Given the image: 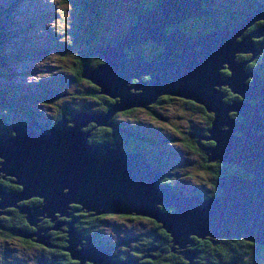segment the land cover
<instances>
[{"label":"water","instance_id":"water-1","mask_svg":"<svg viewBox=\"0 0 264 264\" xmlns=\"http://www.w3.org/2000/svg\"><path fill=\"white\" fill-rule=\"evenodd\" d=\"M257 5V11L246 15L233 30L219 29L195 37L185 33L181 23L208 14L202 10V0H160L158 8L138 16L137 24L116 48H94L92 56L98 55L105 64L95 70L86 67L84 78L100 88L99 94L119 98L120 104L106 115L73 113L52 127L31 119L29 126L12 128L15 136L3 134L0 173L4 179L15 178L22 191L8 194L0 188V210L15 208L31 198L42 200L38 208L21 210L33 226L43 219L55 221L56 214L73 219L68 213L70 204L93 216H143L163 225L189 264L195 256L188 250L192 237L216 242L237 238L264 245V81L255 72L246 71L248 63L259 55L252 38L263 37L264 27L239 41L248 27L264 21V3ZM169 28L173 29L170 33ZM147 42L163 49L150 62L139 52L135 54ZM127 50L135 56L129 58ZM239 54L252 58L239 64L235 62ZM224 66L231 72L227 81L221 75ZM145 77L149 79L143 80ZM248 78H253V83L247 84ZM132 80L137 84L133 86ZM225 86L242 101L227 105L221 91ZM163 96L182 98L214 114L209 136L201 138L215 143L206 149L207 163L239 166L253 179L225 176L218 181L222 194L217 199L187 197L161 185L163 169H156L146 152H128L122 144L89 143L91 134L83 128L90 124L114 127V114L132 108L147 110ZM230 112L239 113L245 121L237 123ZM225 126L228 129L223 130ZM39 217L43 219H36ZM76 222H58L52 229L37 230L36 243L49 246L45 241L49 238L39 237L40 233L60 231L68 225L66 251L80 264H138L136 260L116 261L113 245H95L91 237L82 238L73 229ZM77 246L80 251H74Z\"/></svg>","mask_w":264,"mask_h":264},{"label":"trees","instance_id":"trees-1","mask_svg":"<svg viewBox=\"0 0 264 264\" xmlns=\"http://www.w3.org/2000/svg\"><path fill=\"white\" fill-rule=\"evenodd\" d=\"M57 1V0H56ZM110 1H115L114 3H111ZM120 1V3L128 4L130 2L135 3V0H86L84 2H80L78 4L69 2L73 4L75 7H78L77 10V17L79 16V11H83L85 14V11L88 10L90 12V15L92 16V26L87 25L86 19L83 16H80L78 19L77 24L73 25V32L71 33V40L72 43L68 45V47L76 48V51L74 53V57H69L70 55L67 54L65 58H62V65H56L59 66L58 68L62 70V73L60 74V78H58L57 81H60V79H65V75L68 78L71 86L74 88L73 90H69L67 88V92H61L57 91L60 94H57L55 91L48 92L45 88L43 89L46 94H52L54 97L53 105H57L59 101L67 99L68 96H72L74 98H78L82 103L78 105L76 108V112L79 111H90L91 107H88L87 102H91V106L96 108L98 113L101 115H106L109 113L110 110L114 108V100L105 96L99 94L100 88L95 86L91 81L84 78L85 69L88 67L89 69L95 70L105 64V60H102L99 58L98 55L92 56L93 48L97 46H103V47H114L117 46V44L123 40L127 34L129 33L131 27L135 26L138 22V16L146 11L154 10L158 8L160 0H154V2L148 4H139V6H136V3L134 5H131L129 7V14L128 17L130 18V21L128 23V26L126 30L125 28H121L122 31L118 35V37L109 39L104 35V30L106 29L105 26L102 25V20H109L110 17L118 18L116 17V14L114 12H111L113 7H117V2ZM211 0H202V10L206 11L208 14L201 16L199 18H195L194 21H189V23H184L181 25V29L184 32H187V34H190L192 36H199V35H208L211 34L224 26H237L242 20H244L245 16L247 14L253 13L257 10V0H246L243 2V10H241V13L238 15H230L227 14L225 17L218 16L215 11L208 8V5ZM139 2V1H138ZM243 11V12H242ZM7 11H4L0 7V21L3 22L6 19ZM4 15V16H3ZM230 15V16H228ZM227 16V17H226ZM108 18V19H107ZM104 20V21H105ZM101 22V25L99 23ZM262 23V22H261ZM260 23V24H261ZM190 24V25H189ZM261 25H264L262 23ZM260 25V26H261ZM189 28V30L187 28ZM168 33L172 32L173 30H167ZM69 34V33H68ZM11 38V37H10ZM8 38V39H10ZM5 38L2 37L0 34V46L3 44V40ZM85 41V43H81ZM262 41H264V38L259 40V42H255V46L262 45ZM264 45V43H263ZM149 51L147 52L145 45L143 48L140 49L142 52H146L147 55H143L144 59L148 62L151 61V59L157 55L162 53V49H160L155 44L150 43ZM67 50L69 48L65 47ZM34 52L38 53V48L34 49ZM139 51V52H140ZM127 52H130L127 50ZM129 54V58L133 57L131 53ZM65 55V54H64ZM69 57L70 59H66ZM252 58V55L242 57L238 56V61L240 62H248ZM261 57L259 56L254 61L248 63V66L246 67L247 72H255L256 75H259L261 79L264 81V72L261 70ZM68 67V71L67 68ZM66 72V73H63ZM68 72V74H67ZM64 74V75H63ZM222 77L226 78L231 75V72L228 69H224V71L221 72ZM55 76L53 78V83L56 82L54 80ZM146 80V79H145ZM68 83V79H66ZM136 83V82H134ZM248 84H250V81H247ZM133 84V83H132ZM86 86L85 89H78L79 86ZM61 86V85H60ZM77 87V88H76ZM78 90V92H77ZM69 91V92H68ZM222 93L225 95L224 102L227 105L233 104V102H241V98H237L232 91L226 87L221 89ZM47 95V96H49ZM62 95H65V98L61 100H55L62 97ZM8 96V97H7ZM45 95L42 97L45 99ZM17 99V100H16ZM171 96H163L158 99L157 103L155 105H161L166 103L167 101H172ZM27 100L26 98L19 97L15 98L9 96V93L3 89H0V110H6V114H0V138L3 134H8L10 136L15 135V133L12 131V129L9 126V120L11 118H15V120L19 123H22V121L18 120H24L25 122H28V120H31L30 117L31 112L26 109L27 106ZM186 104H190L192 106H196V110H199L201 112V116L203 117L204 121V128H200V130H196V126L194 129L187 131V132H179L177 133V136H179L182 140V143L184 147L190 152L195 154L199 151L200 146L210 145L205 140L201 139L203 137L209 136V130L212 128L213 120H214V114L208 113V111L198 105H195L192 102L185 101ZM41 104L48 105L49 100L40 102ZM49 103V104H51ZM17 107H20L17 109ZM65 105H60L59 114L57 119L52 124H46L47 127L53 126L56 123H58L60 120L63 119V117L70 118V114L73 112V110H64ZM25 111V114L19 115L18 113L20 111ZM149 110V109H148ZM151 110V111H150ZM150 113L152 112V109L150 108ZM143 113L144 115L147 113L143 111L141 108H132L128 110H124L121 112H118L117 116L112 118V124L116 128L124 129L125 127H129L131 119H137L138 113ZM9 113H12L14 115H11L9 117ZM97 113V112H96ZM148 117H151L149 115ZM154 114V113H153ZM156 115H152L151 118ZM264 116V115H263ZM34 117V116H33ZM118 117L124 118L121 121L116 120ZM230 117L235 120L237 123H243L245 121V118L240 115L239 113H235L234 115H230ZM38 121V119H36ZM127 120V121H126ZM126 121V122H125ZM40 125H43L40 123ZM115 127L110 126H97L96 124H90L89 128H93L92 137L89 141V143L93 144H99V143H108V144H122V147L124 150L129 152H140L144 151L147 153V157L151 164L156 169H163V177L160 181L161 185L170 187L173 189V191L180 193L179 187H177L176 184H182L186 179H184V176H191L189 173H183V175L179 174V177L177 178L174 175V178L170 176L169 171H171L170 165L167 163H163L162 161H157L155 158V153L157 152L156 149L151 147L148 140L145 139L144 136L141 134H138L136 130L134 129V134L140 136L139 138L130 139L127 136H120L117 133V129ZM132 127V126H131ZM199 131V133H198ZM166 134V133H165ZM168 134V133H167ZM166 134V135H167ZM236 136L240 137V134H236ZM161 144L163 145V140H165L164 136L161 134ZM195 138V139H194ZM194 140V142H193ZM128 142V143H127ZM206 144V145H205ZM212 147L215 146V143H211ZM163 146L157 145L155 148H162ZM164 148V147H163ZM207 149V147H206ZM163 150V149H162ZM205 155H207V152L205 150ZM207 158V157H205ZM204 158V159H205ZM1 159V158H0ZM215 166H212V164L206 163V165L203 164V166L210 170L212 173V185L210 188V191L208 188L201 189L205 187L204 184L203 187L194 186L191 189L192 195H199L201 199L203 200H213L217 199L221 194L222 191L218 187V181L219 179L225 177V176H237L239 178L249 180L253 179L252 176H250L248 173H246L243 169H241L239 166H234L231 164H222V163H214ZM188 171V170H187ZM195 177V176H194ZM192 178V177H190ZM16 179L12 177H7L4 179L2 177L0 179V188L5 190L6 192H13V193H20L22 191L21 187L17 186L15 184ZM206 190L209 194H206ZM1 199V196H0ZM42 203V200L35 199L33 201L29 202H21L18 203L15 208H9L5 212L8 215H4L5 217L0 218V238L5 241L8 238L15 239L18 241L23 242L22 248L26 252H38L42 254L43 258H46L51 261L52 257L60 256L61 259H59V264H80V261H75L72 259L71 255L66 251V249L69 247V234L65 233V230H67L68 226H64L62 229L61 237H56L54 234L52 236L53 240L49 243L50 245H44L36 243L38 240V236L35 235V232L38 230V225L33 226L27 219V215L22 213L21 210L23 208H31L33 205L37 206ZM75 211H81L82 207L75 206ZM166 213H172L175 210L174 209H163ZM123 217H126L129 220H141V216L136 215H122ZM132 216L134 218H132ZM77 222L74 224V228L76 227L77 231L82 235L86 237H91L92 243L95 245H106L107 241L102 238L101 232H99L100 228L103 227L102 224L108 217H115V215H102V216H93L91 213L87 212H80L78 213V216H73ZM57 216L55 217V219ZM153 230L151 231L152 235L147 238H141L139 240L135 239H128V244L126 245L127 254L126 255H119V258L121 260H127V259H134L138 262V264H188V261L185 259L184 255L181 254L180 249H178L177 246L173 244L172 237L163 229V225L153 220ZM42 225H45L48 229L53 227V223L49 221L48 219H44V222ZM64 230V231H63ZM191 241L193 242L192 245L188 246L189 251H194L195 254L193 258V264H262L259 257L264 252V246L252 243L249 241H246L244 239H229V240H222L216 242L215 240H211L210 238L206 239H200L197 237H192ZM145 242V243H144ZM29 245V246H26ZM109 245V244H107ZM153 248L156 249L155 252L147 253V250ZM32 249V250H31ZM250 249L252 252L250 253ZM118 253L115 250V254ZM40 254V255H41ZM123 254V253H122ZM149 258H146V257ZM248 259V260H247ZM49 264L52 262H48Z\"/></svg>","mask_w":264,"mask_h":264},{"label":"rangeland","instance_id":"rangeland-1","mask_svg":"<svg viewBox=\"0 0 264 264\" xmlns=\"http://www.w3.org/2000/svg\"><path fill=\"white\" fill-rule=\"evenodd\" d=\"M81 1L85 3L86 0H57V1L56 0H0V7L4 11H7V13L4 14L6 15V19H2L4 20L3 22L0 21V34L2 35L3 38H5L3 40L4 41L3 44L0 46V89L7 91L9 93V96L11 97L15 96V98L23 97L28 99L26 103L28 107L26 109H28V111L31 112V115L34 116L33 121L37 122L38 124L42 123L43 126H46V124H52L57 119L60 105H65L64 110H73L71 114L85 112L91 115H95V114L98 116L101 115L98 113L96 108L90 105L91 102L90 103L87 102L88 107H91L90 111L76 112L77 109L74 108H76L82 102L78 100V98H74L72 96H68L67 99L57 102L58 103L57 105H53V103H51V101L53 102V99L50 98H49L50 99L49 103L51 104L48 103V105H44L40 103L41 102L40 100L44 99L42 98L44 95L45 96L49 95L44 92L43 90L44 88L50 93L51 91H55V90L61 92H67L66 91L67 88L70 91L74 89L70 84L69 77L67 78L66 75H65V79H60V81H57L58 78H60V74L62 73V70H60L58 68L59 66L56 65H62V60L60 59L65 58L67 54L70 55L69 57H74L76 48L74 47L70 48L68 47V45L72 43L71 40V33L73 32L72 28L74 24L75 25L77 24L79 17L83 16L86 19L85 21L87 25L92 26L91 22L93 18L90 15V12L86 10L84 14L83 11L81 10L79 11L80 13L79 16L77 17L76 13L78 7H75L73 4L69 3L72 2L78 4ZM244 1L246 0H211L208 5V8L215 11V13L219 17L220 16L225 17V15L227 14L238 15L241 13V10H243L242 6ZM110 2L115 4V1H110ZM152 2H154V0H135L136 6H139V4L141 3L150 4ZM135 3L130 2L128 6V4L120 3V1H118L117 7H113L111 9L112 10L111 12H114L116 14V17L119 16V19L111 16L110 21L105 19H104L105 21L104 20L101 21L103 22L102 25L106 27V29L104 30L105 32L104 35L107 38L112 39L118 37V35L122 31L121 28H125L124 30H126L128 23L130 21V18L128 17L130 11L129 7L132 8L131 5H134ZM257 3L263 4L264 1L257 0ZM257 9H258V5H257ZM255 12L247 15H252ZM194 20L195 18L186 20L182 22L181 25L186 22L189 23V21H194ZM101 22L99 21L100 25ZM261 22L264 23V21H257L254 23V25L248 27L247 30L244 32L243 36L239 37V41H242L243 39L247 38L249 34H251L252 32L262 29L264 25H261L262 24ZM237 26L227 25L221 28L220 30H223L225 28L233 30ZM187 29L189 30V28ZM167 30H173V29L169 28ZM262 38H264V36L260 37L259 39H255V38L252 39L255 42H259V40H261ZM81 43H85V41L82 40ZM263 43L264 41H262L261 43L262 45L260 46H253L255 50H259V55L257 56V58L259 56L261 57L260 66L262 72H264ZM149 46H150V42L145 43V47L146 49H148L146 50L147 52L149 51L150 48ZM65 47L69 49L67 50ZM116 47L117 46H114V48ZM32 48L34 49L38 48L37 50L38 53L34 52ZM139 51L140 49L137 48L135 50V54L140 53L142 54V56L147 55L146 52H142V50L140 52ZM135 54L133 56H135ZM245 55L246 54L244 55L241 54L242 57L249 56V55L246 56ZM69 57H67L66 59L69 60L70 59ZM235 62H238L239 64H243V62H240L238 60L237 61L235 60ZM66 68L68 71V67ZM224 68L227 69V67L224 66L223 69H221V72L224 71ZM248 73L252 74L254 72H248ZM54 76H55L54 80L56 82V85L55 83H53L52 81L53 79H50L53 78ZM230 77L231 75L226 77L225 80ZM66 79H68V83ZM145 79L147 81L149 78L146 77L143 78V80ZM133 80L132 82L134 83ZM247 81H250L251 84L253 83L254 80L253 78H248ZM222 88H226V86ZM78 89L86 90V86L80 85ZM132 92L136 93L134 92V90ZM141 92L142 91H139L138 94ZM234 95L237 98H240L238 95L236 94ZM63 98H65V96L61 97V99ZM172 98H176L179 101L173 100V101H167L166 103L161 105H155L153 103L152 105H149V110L152 107L151 109L154 114L150 113L151 110L149 111L148 109L147 110L143 109V111L146 112L147 115L148 113H150L149 115H151V117L152 115H156L158 118H156L155 116L151 118L148 117L146 114L144 115L143 113L139 112L138 113L139 118L131 119L129 121L131 124L130 126H132V128H134L138 134H141L142 136L145 137L146 140H148L151 147L154 148L153 150L156 149L157 152L155 153V158L157 159V161L159 160L162 161L163 163H167L170 165L172 172L169 171V174L171 178L172 177L174 178V175L178 178L179 174L183 175V173L185 174L186 172L191 174L190 177L192 178H190L189 176H184V179H186V181H184L181 185L176 184L177 187H179L180 193H182L184 196L190 197V195H192V192L189 189H191L194 186L203 187L202 184H204L205 187L201 189L208 188V190L210 191L212 185L211 183L212 173L210 172V170L206 169L203 166V164L206 165V163L208 162L207 160L208 158H205L207 157V155H205L206 154L205 150L206 147L207 149L211 148L212 141L207 142L208 144L210 143V145L205 144L206 145L205 149L201 145L200 146L201 149H199V151L196 152L195 154L190 153L184 147L181 138L177 136L178 131L187 132L194 129L195 126H196L195 127L196 130H200L199 127L205 129L204 121H203V117L201 116V112L199 110H196L197 109L196 106L186 104L185 101L187 100H184L182 98L179 97H172ZM119 101H120L119 98H117V100H114V106L116 104H120ZM250 104L253 105L254 103L251 102ZM18 108L20 107H17V109ZM4 113L6 114V110L4 111L0 110V114H4ZM18 114L19 115L25 114V111L22 110ZM232 114L234 115L235 113L230 112V115ZM8 115L10 117L11 115L14 114L9 113ZM114 115L112 116V118L117 116ZM36 119H38V121ZM123 119L124 118L122 117H118L116 120L121 121ZM8 120L11 129L14 127H18L19 125L29 126V123L32 121V120H28V122L25 123L18 122L17 124L15 118H11ZM68 125L73 127L72 124H68ZM83 129L85 130L86 133L89 132H90L89 134L93 133V128L87 127ZM226 129L228 128L224 127L223 130ZM165 133L168 134L166 135ZM161 134L165 138V140H163L164 143L163 145L160 143L162 138ZM91 137L92 134L90 135L89 141ZM100 144L102 145L108 143H99V145ZM157 145L163 146L164 148L163 147L155 148L157 147ZM112 148L116 149V147H112ZM2 162H4V160L0 159V163ZM211 164L212 166L216 165L214 163ZM172 173L174 175H172ZM1 176L3 177V174L0 173V179L2 178ZM7 193L16 194L13 192H7ZM206 194H209L207 190H206ZM31 200L33 201L35 200V198H32ZM24 202H29V201L26 200ZM42 204L43 202L37 206L33 205L29 209L38 208ZM157 206L159 207L160 205ZM74 207L75 204L69 205L70 208V210H68L69 217L74 218L73 217L74 215L78 216V212L75 211ZM8 209L9 208L0 210V212L6 213L5 211ZM30 212L33 213L34 211H30ZM80 212L83 213L84 211H80ZM60 215L56 214L57 218L54 219L55 221L52 222L54 224L53 227L55 226V223L58 222L73 223L77 221L75 219L68 218L67 216L66 217L63 216L59 218ZM3 217L5 216L4 215L0 216V218ZM43 217L46 218L47 215H43ZM132 218L134 217L132 216ZM36 219L42 220L43 218L39 217ZM48 220L52 221V219H48ZM43 222L44 219L40 223H38L39 226L38 230L48 229L45 225H42ZM152 222H153L152 219L143 216L141 217V220H129L126 217H123L122 215H117L115 217H108L107 219H105V221L102 224L103 227L100 228L99 232H101L102 238L107 241V244L110 245L113 244V246H115L117 245V243H119L120 245L121 243L124 242V246L123 244H121L122 247L117 249H118V253H125L127 252L126 245L128 244V241L126 242V240L135 239V238L139 240L141 238H147L152 235L151 233V231L153 230ZM64 226H68V225H64ZM64 226L60 227L59 230L62 231ZM53 227L49 229H52ZM73 229H75V232H77L76 227ZM60 231H49L46 234L40 233L39 237L42 236L49 237L52 236V234H54L56 237H61L62 233ZM66 231L68 232V228L67 230H65V232ZM35 233H37V231ZM82 238H86V236L85 237L83 236ZM45 241L47 243L49 239ZM83 244L86 246L85 241L83 242ZM22 246L24 245L23 242L21 241L11 238H8L7 240L3 241L0 238V264H49L48 262H52L50 264L60 263L59 262L60 261L59 259H61L60 256L52 257L50 261L46 258H43L41 253L38 254V252L36 253L31 251L29 253L26 252L25 250H23ZM80 250H81V246H77V248L74 249V251H80ZM190 252L193 253L194 251H190ZM251 252L252 250L250 249V253ZM259 259L261 260V263L264 264V252L261 255V257H259ZM128 260L131 261L134 259L120 260L119 262H126ZM87 264L89 263L87 262Z\"/></svg>","mask_w":264,"mask_h":264},{"label":"flooded vegetation","instance_id":"flooded-vegetation-1","mask_svg":"<svg viewBox=\"0 0 264 264\" xmlns=\"http://www.w3.org/2000/svg\"><path fill=\"white\" fill-rule=\"evenodd\" d=\"M134 82H136V81H134ZM53 92V91H52ZM55 92H57V90H55ZM57 94H60V93H58L57 92ZM63 96H65V95H62V97ZM53 99L54 100V97H53V95L52 94H50L49 96H46L45 97V99L48 101V100H50V99ZM45 99H41L42 101H45ZM60 100H61V98H59ZM59 99H55V100H59ZM40 100V101H41ZM173 100H177V101H179L178 99H176V98H173L172 99V101ZM152 108V107H151ZM30 119H33V116H31L30 117ZM18 121H22V122H24V120H18ZM115 127V126H114ZM116 128V127H115ZM117 129V133L120 135V136H127L128 134H127V132H130V133H133L134 134V128H132L131 126H129V127H125L124 129H121V128H116ZM132 129V130H131ZM122 130L123 131H126V132H122ZM128 137V136H127ZM129 138V137H128ZM135 138V136H133L132 138H130V139H134ZM128 143V142H127ZM202 147H204V146H202ZM126 151V150H125ZM129 152V151H128ZM29 201H32V200H29ZM61 232V231H60ZM52 236H53V234H52ZM52 236H49L48 238H49V241L48 242H51L52 240H53V238H52ZM126 242H127V240H126ZM121 244H123V246H124V242L123 243H121ZM119 245V243H117V245H115V247H116V251L118 252V249L117 248H120V247H122V245ZM111 245H113V244H111ZM127 253L125 252V253H116V258H115V260H117V261H120L121 259H117V258H119V255H126Z\"/></svg>","mask_w":264,"mask_h":264},{"label":"bare ground","instance_id":"bare-ground-1","mask_svg":"<svg viewBox=\"0 0 264 264\" xmlns=\"http://www.w3.org/2000/svg\"><path fill=\"white\" fill-rule=\"evenodd\" d=\"M244 55V54H243ZM133 56V55H132ZM238 56H241V54H239ZM246 56V55H245ZM136 81V80H135ZM135 84H137V81H136V83H133V86L135 85ZM138 92V91H137ZM199 106V105H198ZM94 125V124H93ZM226 127V126H225ZM264 132V131H263ZM209 164H211V163H209ZM4 176V175H3ZM32 199V198H31ZM31 199H29V200H31ZM28 200V201H29ZM83 211H85V210H83ZM85 212H87V211H85Z\"/></svg>","mask_w":264,"mask_h":264},{"label":"clouds","instance_id":"clouds-1","mask_svg":"<svg viewBox=\"0 0 264 264\" xmlns=\"http://www.w3.org/2000/svg\"><path fill=\"white\" fill-rule=\"evenodd\" d=\"M116 250V249H115ZM116 258V257H115ZM117 261V260H116Z\"/></svg>","mask_w":264,"mask_h":264}]
</instances>
